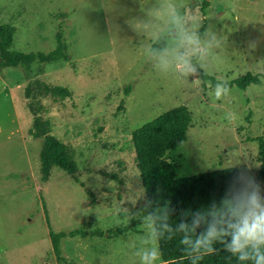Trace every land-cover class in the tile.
I'll list each match as a JSON object with an SVG mask.
<instances>
[{
  "label": "rangeland",
  "instance_id": "obj_1",
  "mask_svg": "<svg viewBox=\"0 0 264 264\" xmlns=\"http://www.w3.org/2000/svg\"><path fill=\"white\" fill-rule=\"evenodd\" d=\"M185 53L195 74L177 68ZM0 62L16 65L25 95L24 133L0 135V264H141L155 225L132 132L179 105L193 120L166 155L178 177L236 166L264 197V0H0ZM199 70L261 82L217 98ZM47 139L50 155L67 145L74 174L42 172Z\"/></svg>",
  "mask_w": 264,
  "mask_h": 264
},
{
  "label": "trees",
  "instance_id": "obj_2",
  "mask_svg": "<svg viewBox=\"0 0 264 264\" xmlns=\"http://www.w3.org/2000/svg\"><path fill=\"white\" fill-rule=\"evenodd\" d=\"M205 26L200 28V37L203 36ZM166 47V40L160 37L152 50L160 54ZM0 67H16L14 64L0 62ZM201 73L204 81H210L216 87L218 83L226 82V88L238 86L246 89L249 85L261 82L259 75L245 74L232 80H223L216 76ZM55 93L65 96L60 90ZM192 114L187 106L179 105L160 114L132 132V140L136 152V160L141 173L142 182L146 190L148 206L151 211L155 230L160 233L159 249L165 264H253V261H240L231 252L225 249L219 241L213 243L216 251L204 255L202 260L196 259L199 255L192 250L191 244L181 243L187 235L194 242L197 235L206 231L211 223L221 226V221L228 219L227 207L234 197L239 195L241 176L240 169L236 166L218 168L204 171L190 176L178 177L176 166L170 162L166 155L168 151L183 145L188 138V131L192 124ZM35 132L44 136L40 119L34 121ZM183 141L181 144L180 142ZM52 140L47 139L41 153L42 172L50 173L52 164L74 174L69 156L66 154L67 145L57 143L48 149ZM259 161L261 167L259 175L264 178V138L258 137ZM201 214L200 226L196 232L185 233L179 231L181 223L192 225L196 214ZM167 224L172 231L164 227ZM170 237V238H169ZM231 242L230 237H225ZM264 251V248L261 249Z\"/></svg>",
  "mask_w": 264,
  "mask_h": 264
},
{
  "label": "clouds",
  "instance_id": "obj_3",
  "mask_svg": "<svg viewBox=\"0 0 264 264\" xmlns=\"http://www.w3.org/2000/svg\"><path fill=\"white\" fill-rule=\"evenodd\" d=\"M173 15L179 20L178 14L173 12ZM182 40L191 46V54L202 53L203 49L200 47L199 38L195 34L184 33ZM177 60V68L184 75L195 74V69L187 53L179 55ZM225 85L226 82L217 84L215 89L217 98L228 93L229 90ZM180 143L182 144L183 141ZM238 181L241 186L240 192L227 207L228 219L221 221L220 227L216 223H211L205 232L196 236L194 242L187 235L181 239L182 244H191L192 250L199 254L196 259L202 260L204 255L214 253L216 249L213 247V243L219 241L238 260H251L253 264H264V251L261 250L264 248V197L260 195V186L254 177L242 174L238 177ZM201 218V214L197 213L191 226L181 223L178 230L185 233L189 231L195 233L200 226ZM164 227L168 231H172L167 224ZM225 237H230L231 242H227ZM159 238L160 233L153 229L150 238L144 241L150 246L137 252L141 264H155L159 256V250L156 247V241Z\"/></svg>",
  "mask_w": 264,
  "mask_h": 264
},
{
  "label": "crops",
  "instance_id": "obj_4",
  "mask_svg": "<svg viewBox=\"0 0 264 264\" xmlns=\"http://www.w3.org/2000/svg\"><path fill=\"white\" fill-rule=\"evenodd\" d=\"M22 106H25V95L20 71L14 67L0 68V135L8 138L24 133L19 112Z\"/></svg>",
  "mask_w": 264,
  "mask_h": 264
}]
</instances>
